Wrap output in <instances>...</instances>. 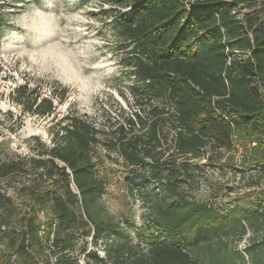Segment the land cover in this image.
<instances>
[{
    "label": "trees",
    "instance_id": "16d2710c",
    "mask_svg": "<svg viewBox=\"0 0 264 264\" xmlns=\"http://www.w3.org/2000/svg\"><path fill=\"white\" fill-rule=\"evenodd\" d=\"M101 1L127 41L135 107L107 111L98 124L68 112L51 147L0 160V178L20 175L24 192L15 201L0 189V264H79L77 249L86 251L85 264H264V187L255 206L203 201L182 188L199 166L192 159L215 166L234 139L255 141L259 156L248 164L264 169V9L251 7L264 0ZM5 5L0 0V39ZM26 92L18 86L15 99L25 104ZM33 105L39 114L54 106L51 97H33ZM97 146L116 152L126 174L143 177L131 189L153 229L145 245L99 207ZM39 209H49L43 225ZM249 230L263 236L241 251L235 244ZM89 234L94 245L104 240L103 256L79 244Z\"/></svg>",
    "mask_w": 264,
    "mask_h": 264
},
{
    "label": "rangeland",
    "instance_id": "374dc122",
    "mask_svg": "<svg viewBox=\"0 0 264 264\" xmlns=\"http://www.w3.org/2000/svg\"><path fill=\"white\" fill-rule=\"evenodd\" d=\"M110 6L101 0H6L3 10L7 20L0 39V160L36 156L51 147L56 122L68 112L85 114L98 124L107 111L114 115L120 106L126 110L135 107L129 93V87L136 84L131 56L127 41L118 35L111 12L106 10ZM112 7L120 11L128 8ZM251 7L261 11L264 2ZM197 47L195 44L193 49ZM23 84L27 87L25 104L15 99L17 87ZM33 97H51L53 109L46 114L33 112L35 105L27 108ZM167 133L170 140L172 131ZM243 151L241 162L232 158V166L224 164L228 158H220L215 166L203 164L204 158L192 159L199 166L182 188L203 201L217 198L224 205L255 206L264 171L248 164V157H258V152L251 147ZM97 153L101 159L96 172L104 182L99 207L120 221L129 239L145 245L153 229L145 219L146 204L137 189H131L143 177L126 174L116 152L97 146ZM0 181L15 201L22 199L20 175ZM72 189L76 191L73 185ZM74 208L81 211L79 204ZM248 232L246 240L243 237L235 244L237 249L243 251L249 238L263 236L261 231ZM83 243L87 250L103 256L104 240L94 245L89 234L79 239V244ZM0 249H5L3 240ZM75 253L78 263L85 264L86 251L77 249ZM246 263L250 264L249 260Z\"/></svg>",
    "mask_w": 264,
    "mask_h": 264
},
{
    "label": "built area",
    "instance_id": "2783aa9c",
    "mask_svg": "<svg viewBox=\"0 0 264 264\" xmlns=\"http://www.w3.org/2000/svg\"><path fill=\"white\" fill-rule=\"evenodd\" d=\"M255 144V141H248V142H242V141H239L238 139H234L232 141V145H231V148L230 149H225L223 147H221V151H222V159L224 160L225 158H227L228 155H230L237 163H240L241 162V158L243 157V153L244 151L242 152V149L244 150V147H251ZM239 152L240 155H239ZM264 171V169H263ZM261 187H264V184L261 185ZM0 189L2 192H5L7 195H10L11 197H15L13 195V193L10 192V190L6 189L3 185V183H1L0 181ZM49 209H39L37 210V218L42 222V225H43V222L46 220L47 218V213H48ZM249 232L244 236V240L247 239V236H248Z\"/></svg>",
    "mask_w": 264,
    "mask_h": 264
}]
</instances>
